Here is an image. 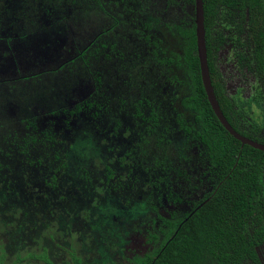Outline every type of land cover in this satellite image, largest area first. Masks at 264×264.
<instances>
[{
    "label": "trees",
    "instance_id": "1",
    "mask_svg": "<svg viewBox=\"0 0 264 264\" xmlns=\"http://www.w3.org/2000/svg\"><path fill=\"white\" fill-rule=\"evenodd\" d=\"M124 1L120 7L121 0L113 1L115 17L104 14L107 23L97 32L70 38L65 48L72 54L69 60L37 76H43L39 93L49 102L41 112L50 108L56 115L63 111L65 129L79 120L87 122L105 153L89 169L79 166L82 201L95 193L90 196L93 208L105 195L126 197L124 203L129 206L140 189L137 197L142 196L144 209L150 213L146 218L148 249L127 259L128 264H264L260 255L264 247V152L241 145L219 123L208 103L196 53L193 12L186 11L194 7V0H165L182 12L168 26L178 44L176 51L167 50L163 40L153 36V21L142 23L149 33L128 30L121 19L132 7ZM160 1L140 0L138 13L151 14L149 7L158 8ZM202 1L207 63L220 110L240 135L264 144V110L245 108L242 100L227 96L215 66L219 48L230 44L239 62L257 74L264 87V0ZM65 2L70 4L69 21L62 22L67 28L71 15L86 23L90 15L105 13L99 0ZM160 84H180L181 89L157 106L150 94L151 87ZM2 120L6 117L0 112ZM7 128L0 122V197L9 195V187L17 182L12 188L23 189L37 208H56L77 199L76 191L63 195L60 187L74 140L62 137L65 142L59 146L55 134L46 131L38 143L29 131ZM73 131L69 129L70 136L78 137L80 133ZM178 138L181 146L176 145ZM171 148L175 159L170 158ZM186 153L195 154L203 166L195 177L201 186L194 189H206L194 201L186 195L194 186L182 190L178 186L180 177L189 178L178 168L189 159ZM98 168H104L101 176L95 175ZM20 173L23 176H15ZM72 180L69 175L64 184ZM184 202L188 210L182 209ZM165 203L173 208L167 210ZM48 237L54 240L53 233ZM41 250L19 251L10 264H82L71 250L58 263Z\"/></svg>",
    "mask_w": 264,
    "mask_h": 264
},
{
    "label": "rangeland",
    "instance_id": "2",
    "mask_svg": "<svg viewBox=\"0 0 264 264\" xmlns=\"http://www.w3.org/2000/svg\"><path fill=\"white\" fill-rule=\"evenodd\" d=\"M113 1L99 0L105 13L90 15L86 23L71 15L72 24L70 23L67 28L62 22L65 18L69 21L67 8L70 4L65 0H0V112L6 117V120L0 122L5 123L10 131L31 132L38 143L45 137L46 131L55 134L59 146L65 142L62 137L72 138L74 148L69 157V167L61 177L60 187H63L61 189L63 195L76 191L75 197H78L60 203L56 208L44 209L40 206L37 208L32 203L31 196L23 189L20 191L19 188H12L17 187V182H14V185L9 187L10 194L0 197V264H10L16 258L17 252L28 248L41 252V248L45 249L53 263L68 258V253L72 251L81 259L82 264H128L127 259L133 255H141L148 249L146 218L150 213L144 209L142 196L137 197L139 188L136 191L135 202L129 206L124 203L126 197L105 195L108 199L100 197L99 206L93 208L90 196L93 197L95 193L90 194L88 200L82 201L85 196L79 190L84 187L83 180L78 179L82 174V171H78L79 166L89 169L92 163L98 162V158L101 161L105 156L97 146L93 127L85 121H77L76 125L69 128L80 133L74 138L70 136L69 129H65L67 120L63 111L56 115L50 108L41 112L43 106L49 102L39 93V85L44 82L43 76L39 77L41 81L37 76L56 69L72 57V54L65 50L71 37H86L89 36L88 33L97 32L107 23V21L104 23V14H113L115 17L116 8ZM127 1L129 2L126 4L127 7L132 8L131 12L121 19L122 24L128 26L130 31L132 28H138L144 33L148 32V29L142 26V23L153 21L155 23L151 28L153 36L162 39L167 50L176 51L178 44L168 26L171 25V20L176 21L182 17L181 8L166 4L165 0H159L158 8L149 7L153 15H142L137 9L140 0ZM122 4L123 0L117 6L120 7ZM193 8L188 6L186 11L194 14ZM67 29H70V36ZM103 43L108 42L103 39ZM232 49L230 44L221 46L215 59V66L221 75L225 92L228 96L233 92L239 93L245 108L246 105H250L252 109H262L257 108L253 102H246V99L256 91L258 83L253 74L241 68L238 70L231 56ZM25 78V81H21ZM151 89L150 96L154 104L159 106L172 93L179 91L181 85L172 87L170 84H160ZM77 91L81 92L79 89ZM261 103L264 105V97ZM30 123H34V126ZM243 123L246 125V122ZM29 124L27 130L25 126ZM176 141H178L176 145L181 146L182 141L179 138ZM36 147L39 149L42 146L36 144ZM1 148L7 150L4 145ZM175 153L171 148L170 158L175 159ZM185 156L189 159L182 162L178 168L182 169L186 176L189 175V178L180 177L178 186L180 190L194 186L190 193L186 194L188 200L194 201L206 189L205 186L201 187V191L194 189L195 186L196 188L201 186L195 177L203 166L195 154L186 153ZM100 165L102 166L101 163ZM103 173L104 168H98L95 175L101 176ZM69 175H73V183L65 185L64 179ZM15 176L21 177L23 174ZM77 191L82 195L78 196ZM164 206L167 210L173 208L166 203ZM188 206L189 204L184 202L182 209L188 210ZM80 211L84 214L79 215ZM160 213L164 215L166 211L161 209ZM49 233H53L54 240H49ZM260 255L264 263V247L260 248Z\"/></svg>",
    "mask_w": 264,
    "mask_h": 264
},
{
    "label": "water",
    "instance_id": "3",
    "mask_svg": "<svg viewBox=\"0 0 264 264\" xmlns=\"http://www.w3.org/2000/svg\"><path fill=\"white\" fill-rule=\"evenodd\" d=\"M194 23H195V36H196V53L199 62L200 75L202 85L208 100V103L218 119L219 123L223 128L236 140L240 141L241 145H248L254 149L264 152V144L258 143L251 139H248L240 135L235 131L232 126L228 123L224 117L222 111L220 110L218 101L214 94V89L211 83L209 67L207 63V53H206V41H205V29H204V16H203V1L194 0Z\"/></svg>",
    "mask_w": 264,
    "mask_h": 264
},
{
    "label": "flooded vegetation",
    "instance_id": "4",
    "mask_svg": "<svg viewBox=\"0 0 264 264\" xmlns=\"http://www.w3.org/2000/svg\"><path fill=\"white\" fill-rule=\"evenodd\" d=\"M194 9V8H193ZM195 13V12H194ZM193 17H194V14H193ZM195 25V23H194ZM236 51L237 50H234L232 49V52H231V56L233 57V60H234V63H235V66L238 68V70L241 68L242 70H244L245 72H248V73H251L246 67L245 65H243L242 62H239V55L236 54ZM253 74V73H251ZM253 76L255 77L257 83H258V86H256V91L254 92V94L252 96H250L248 99H246V102H253L258 100L260 104L258 105H255L257 108H262L264 110V105L261 103L262 102V99L264 97V87L263 85L259 82V78L257 76V74H253ZM225 90V88H224ZM226 94V92H225ZM227 95V94H226ZM228 96V95H227ZM231 99L232 98H235L238 101L242 100L241 98V95L239 93H231V95L229 96ZM240 99V100H239ZM255 104V103H254Z\"/></svg>",
    "mask_w": 264,
    "mask_h": 264
}]
</instances>
